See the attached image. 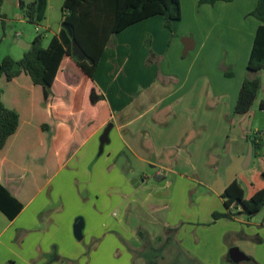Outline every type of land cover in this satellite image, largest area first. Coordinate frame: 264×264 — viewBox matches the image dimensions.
Here are the masks:
<instances>
[{
  "label": "crops",
  "instance_id": "0c3cea01",
  "mask_svg": "<svg viewBox=\"0 0 264 264\" xmlns=\"http://www.w3.org/2000/svg\"><path fill=\"white\" fill-rule=\"evenodd\" d=\"M179 1L181 14L187 6L219 34L198 25L190 36L179 32V22L168 31L154 15L114 35L93 74L110 122L87 138L79 133L85 114V95L76 99L79 79L61 73L64 97L51 102L24 74L10 82L0 77L1 99L19 116L0 150V184L22 205L12 219L0 211V264H133L134 257L145 263L157 257L160 264L170 255L175 264H234L232 247L248 257L239 264H264V223L252 222L256 215L212 219L213 212H226L221 194L232 181L245 197V186L249 192V185L264 184L261 174L243 178L261 151L246 163L250 140L234 137L241 145L230 150L228 136L243 80L259 78L246 69L261 24L249 15L256 0ZM48 4L39 8L40 23ZM183 38L192 39L182 54L195 51L192 61L180 64V73L159 69V61L183 52ZM150 51L154 63L146 67ZM78 217L81 241L73 235Z\"/></svg>",
  "mask_w": 264,
  "mask_h": 264
},
{
  "label": "trees",
  "instance_id": "16d2710c",
  "mask_svg": "<svg viewBox=\"0 0 264 264\" xmlns=\"http://www.w3.org/2000/svg\"><path fill=\"white\" fill-rule=\"evenodd\" d=\"M233 0H198V6L207 4L213 6L217 2L229 3ZM43 0L28 4L25 8V17L28 22L34 23L39 17V8ZM38 8V11H37ZM160 15L163 18V27L172 31V25L182 18L179 0H63L61 7V24H67L73 33L78 45L85 52L87 59L80 61L72 55L71 39L62 29L61 34L51 37L46 47L42 46V34L31 42V47L24 51L18 61L9 56L0 60V77L10 82L21 74L29 77L34 86L42 90L44 100L51 102L64 97V87L58 81L61 73L67 77L79 79V88L76 99L84 97L85 114L79 127V133L87 138L94 130L110 122L111 113L107 101L99 93L93 79L94 71L106 48L109 47L114 35L127 27L146 18ZM261 24L256 28L250 49L246 69L248 73L264 72V0H256L255 8L249 13ZM64 30V31H63ZM155 54H150L144 65L154 63ZM69 60V62H66ZM79 72V74L77 73ZM230 77L231 73H225ZM261 88L258 77H246L239 89L233 113L237 116L247 115ZM0 88V150L5 146L7 139L18 128V113L8 108L1 99ZM264 109V102L259 104ZM41 128L45 130L46 125ZM257 137L248 138L253 146V155L256 150H263L264 140ZM264 178V172L261 173ZM162 178V177H161ZM226 212L212 213L213 221L218 219L233 220L238 215L247 219L257 215L264 208V184L249 185L248 195L234 180L226 186L221 194ZM236 204L241 208L237 211ZM22 205L0 184V211L12 219L21 210ZM62 264H73L62 261ZM146 264H158L157 257L150 258Z\"/></svg>",
  "mask_w": 264,
  "mask_h": 264
},
{
  "label": "rangeland",
  "instance_id": "374dc122",
  "mask_svg": "<svg viewBox=\"0 0 264 264\" xmlns=\"http://www.w3.org/2000/svg\"><path fill=\"white\" fill-rule=\"evenodd\" d=\"M34 2V0H0V60L5 56L11 57L13 60L17 61L21 58L22 50L17 46L16 39H22L25 43H31L37 34H42V46L46 47L48 40L52 36V33L56 29L61 27V7L63 0H48V11L46 14L47 21H42L41 23L34 20V23L28 22L25 17V8L28 4ZM38 11V8H37ZM39 12V11H38ZM179 32H190V36L197 35L199 32L196 26L201 25L202 30H206L210 34L215 36L219 32L214 31V27H211V23L207 20L205 22L198 21L195 18L194 12L184 8L182 18L180 21ZM46 25L49 30L45 29ZM38 26L39 31H35V27ZM207 28V29H206ZM64 31V30H63ZM16 34H19L16 37ZM249 38L247 37V40ZM114 42H111L109 49H113ZM196 53L195 51H190L188 56H182V50L180 55L176 58L169 59L155 64L161 70H167L168 72L180 73L179 65L184 63H189L192 61V57ZM259 76L261 82V88L258 93L256 100L253 102L250 112L247 115L236 116L231 123V129L228 133L230 137L229 149L232 150L235 145H241L239 142H234V137H259L263 139L264 136V109L259 107V102L264 101V72L260 71L256 73ZM65 107L70 106V102L66 101L64 103ZM201 135V133H198ZM207 137H211V133H205ZM227 136V135H226ZM213 137H222L220 135H213ZM243 149L244 146L242 145ZM122 161V158L120 159ZM148 171H150L148 169ZM264 172V151L260 152L258 158L254 159L251 167L246 170L243 174V178L256 181L261 173ZM133 179H131L132 181ZM245 192L248 193V189L245 186ZM252 222H258L259 224L264 223V208L252 219ZM152 245H156L157 242L152 240ZM173 246V245H171ZM149 252V251H148ZM133 264H146L143 258L134 257ZM160 264H175L173 256H165L163 260H160Z\"/></svg>",
  "mask_w": 264,
  "mask_h": 264
},
{
  "label": "water",
  "instance_id": "95a60500",
  "mask_svg": "<svg viewBox=\"0 0 264 264\" xmlns=\"http://www.w3.org/2000/svg\"><path fill=\"white\" fill-rule=\"evenodd\" d=\"M62 28L67 32L68 36L71 39L72 55L80 61L86 60L87 56H86L85 52L82 50V48L78 45L75 38L73 37L72 29L67 24H62ZM191 41H192V39H190V38H183V41H182V43L184 45V49L182 52L183 56H185L187 54V52L192 48L189 46ZM16 44L19 48H21L23 50H28L31 47V43H25L22 39H17ZM110 127H111V124L109 123L103 131L102 137L100 139L99 154L102 153L104 144L108 142L107 136H108V132H109ZM263 140H264V136H263ZM263 151H264V147H263ZM252 152H253V146H252V144H249L247 154H246V158H245L246 163H248L250 161V159L252 157ZM135 181H136V179H135ZM236 206H238V204H236ZM83 225H84V223H83V220L81 217H78L75 219V222L73 224V235H74V238L78 241L82 240ZM228 256H229L230 261L234 264H239L242 261L248 260V257L246 255H244L236 247H232L229 249Z\"/></svg>",
  "mask_w": 264,
  "mask_h": 264
},
{
  "label": "built area",
  "instance_id": "2783aa9c",
  "mask_svg": "<svg viewBox=\"0 0 264 264\" xmlns=\"http://www.w3.org/2000/svg\"><path fill=\"white\" fill-rule=\"evenodd\" d=\"M35 31H37V32L39 31V28L37 26L35 27ZM18 36H19V34H16V37H18Z\"/></svg>",
  "mask_w": 264,
  "mask_h": 264
}]
</instances>
